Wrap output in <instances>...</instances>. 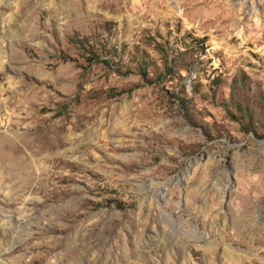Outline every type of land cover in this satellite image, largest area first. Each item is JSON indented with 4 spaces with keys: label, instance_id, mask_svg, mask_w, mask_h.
Segmentation results:
<instances>
[{
    "label": "rangeland",
    "instance_id": "374dc122",
    "mask_svg": "<svg viewBox=\"0 0 264 264\" xmlns=\"http://www.w3.org/2000/svg\"><path fill=\"white\" fill-rule=\"evenodd\" d=\"M241 84L264 122V0H0V264H264Z\"/></svg>",
    "mask_w": 264,
    "mask_h": 264
},
{
    "label": "trees",
    "instance_id": "16d2710c",
    "mask_svg": "<svg viewBox=\"0 0 264 264\" xmlns=\"http://www.w3.org/2000/svg\"><path fill=\"white\" fill-rule=\"evenodd\" d=\"M199 40L203 41V38H201ZM100 45H101L102 48H100L101 51H100L99 54H103L104 52L105 53H109L110 50L106 49L105 43L101 42ZM122 51H123V48L118 53H121ZM89 52L92 53V57H90L92 60L99 58V56L97 55V53H95L93 51H89ZM114 52H115V55L117 56L118 55L117 48H114ZM169 56H171V55L170 54H166L163 57V59H164L163 60V66H164L163 69H164V72L171 71V67H173V65H174V62L171 63V64L169 63L170 62V60L168 59ZM104 61L106 63H108L109 62V59L106 58V59H104ZM192 62L193 61H191V63ZM133 63H135V64L132 65ZM148 66H150V63L147 60V58L144 57V56H141V54H139V53H135L134 55L131 56V59L128 61V64H126V68H127V71L126 72H131L132 69H135L143 77H146ZM186 69H188V66H186ZM239 91H241L239 96H234L233 93H231L232 100H233L232 101V104L234 105L236 111L239 114H241L244 117H246L250 123L251 122L252 123L254 122V123H257L258 124V126L257 125H254L253 127L252 126H249V128H250L249 130L250 131L256 132V130H257V128L255 129L256 126L259 129L264 130V122L261 119L260 120H255L254 119V118L257 117V115L260 112V110L256 107V104L254 103L255 102V100H254L255 99V96L253 94H248L245 91V89H244V87H243L242 84L239 87ZM245 128H247V127H245Z\"/></svg>",
    "mask_w": 264,
    "mask_h": 264
},
{
    "label": "bare ground",
    "instance_id": "6f19581e",
    "mask_svg": "<svg viewBox=\"0 0 264 264\" xmlns=\"http://www.w3.org/2000/svg\"><path fill=\"white\" fill-rule=\"evenodd\" d=\"M2 155H3V154H2ZM5 155H6V158H7V159H9V160L12 159V157H11V155H10L9 153L7 154V152H5ZM25 164H26V163H25ZM24 166H26V165H24ZM27 168H29V166H28Z\"/></svg>",
    "mask_w": 264,
    "mask_h": 264
}]
</instances>
